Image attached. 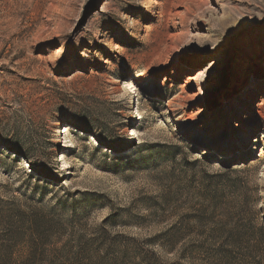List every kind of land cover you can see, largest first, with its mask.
<instances>
[{
  "label": "rangeland",
  "instance_id": "rangeland-1",
  "mask_svg": "<svg viewBox=\"0 0 264 264\" xmlns=\"http://www.w3.org/2000/svg\"><path fill=\"white\" fill-rule=\"evenodd\" d=\"M263 128L264 0H0V264H264Z\"/></svg>",
  "mask_w": 264,
  "mask_h": 264
},
{
  "label": "bare ground",
  "instance_id": "bare-ground-1",
  "mask_svg": "<svg viewBox=\"0 0 264 264\" xmlns=\"http://www.w3.org/2000/svg\"><path fill=\"white\" fill-rule=\"evenodd\" d=\"M143 66V70H142V72H140V70H138L137 72H135V74H133V78H132V82L134 81V80H141L143 77H144V75H146V73L150 70V66H149V64H142ZM140 72V73H139ZM130 93L131 94H133V87H130ZM167 110L168 111H166L167 113L169 112V113H171L170 111L172 110V109H170L171 107H170V105H167ZM263 131H264V128H263ZM60 134H61V132H59Z\"/></svg>",
  "mask_w": 264,
  "mask_h": 264
},
{
  "label": "trees",
  "instance_id": "trees-1",
  "mask_svg": "<svg viewBox=\"0 0 264 264\" xmlns=\"http://www.w3.org/2000/svg\"><path fill=\"white\" fill-rule=\"evenodd\" d=\"M85 132H87V131H85ZM104 140L106 141V139H104ZM27 161H28V163H30V165H33V164H31V161L29 159H27Z\"/></svg>",
  "mask_w": 264,
  "mask_h": 264
}]
</instances>
